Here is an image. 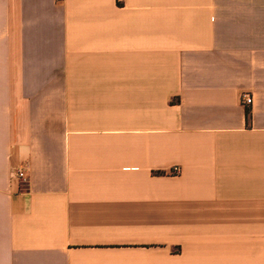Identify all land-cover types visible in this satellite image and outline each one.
I'll use <instances>...</instances> for the list:
<instances>
[{"label":"crops","instance_id":"obj_1","mask_svg":"<svg viewBox=\"0 0 264 264\" xmlns=\"http://www.w3.org/2000/svg\"><path fill=\"white\" fill-rule=\"evenodd\" d=\"M0 264H264V0H0Z\"/></svg>","mask_w":264,"mask_h":264},{"label":"built area","instance_id":"obj_2","mask_svg":"<svg viewBox=\"0 0 264 264\" xmlns=\"http://www.w3.org/2000/svg\"><path fill=\"white\" fill-rule=\"evenodd\" d=\"M241 104L247 110L252 105V97L247 94H242L240 97ZM180 174L179 167H173L170 171V175L176 176ZM11 177L18 180L23 189L27 186V174L23 167L16 168L11 172Z\"/></svg>","mask_w":264,"mask_h":264},{"label":"trees","instance_id":"obj_3","mask_svg":"<svg viewBox=\"0 0 264 264\" xmlns=\"http://www.w3.org/2000/svg\"><path fill=\"white\" fill-rule=\"evenodd\" d=\"M247 115H248V112H247Z\"/></svg>","mask_w":264,"mask_h":264}]
</instances>
